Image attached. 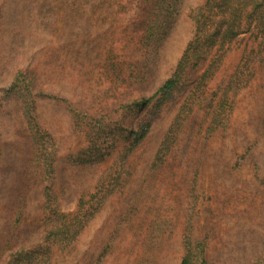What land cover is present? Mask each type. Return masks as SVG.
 <instances>
[{
	"label": "rangeland",
	"instance_id": "374dc122",
	"mask_svg": "<svg viewBox=\"0 0 264 264\" xmlns=\"http://www.w3.org/2000/svg\"><path fill=\"white\" fill-rule=\"evenodd\" d=\"M110 1L0 0V264L11 251L38 246L45 230L41 185L27 174L32 147L21 117V104L16 99H5L4 91L18 73H25L31 80L38 121L59 145L53 194L60 212L73 213L81 196L88 200L97 177L96 170L65 166L67 157L85 146L83 137L72 128L73 113L114 117L113 106L128 97L105 68L120 62L121 44L134 30L127 16L109 14ZM200 3L202 0H183L180 16L158 54L145 96L172 71L190 38L191 24L186 12ZM247 43L251 42L239 39L230 48L224 58L223 74L239 65L241 55L250 50L245 48ZM262 58L252 85L237 96L227 130L216 132L204 144V113L200 111L187 120L170 155L175 163V178L155 183L159 196L164 187L170 188L168 193L172 190L164 200L169 205L177 204L180 223L187 209L186 193L194 185L192 236L197 240L206 238L210 264H250L264 248ZM201 72H195L192 79ZM179 104L162 111L137 147L131 157L136 171L129 184L107 199L73 246L54 249L52 264L179 263L180 227L170 248L150 262L151 256L143 249L136 255L135 240L124 222L131 203L145 198V193L139 196L137 191ZM148 110L124 118L123 124L135 128ZM21 201L23 215L15 229L8 221ZM105 250L108 251L102 255L103 260L98 262Z\"/></svg>",
	"mask_w": 264,
	"mask_h": 264
},
{
	"label": "trees",
	"instance_id": "16d2710c",
	"mask_svg": "<svg viewBox=\"0 0 264 264\" xmlns=\"http://www.w3.org/2000/svg\"><path fill=\"white\" fill-rule=\"evenodd\" d=\"M109 3V14L127 16L134 30L121 44L120 62L105 68L128 97L113 106L114 117L94 118L73 113L72 128L83 137L85 146L68 156L65 166L97 173L93 192L87 201L84 196L79 198L73 213L60 212L53 194L59 145L38 121L31 80L25 73H18L4 91L5 99H16L21 104V117L32 147L27 174L41 185L45 230L38 246L11 251L2 264H52L54 249L67 250L73 246L107 199L123 191L132 180L136 165L131 157L162 111L178 102V111L137 191L139 196L145 193V198L131 203L124 222L135 240L136 255L143 249L151 256L150 262L155 260V255L170 248L180 227L182 255L178 264H210L206 238L197 240L192 236L196 205L194 185L191 184L186 193L187 209L180 223L177 204L169 205L164 200L170 188L164 187L159 196L155 183L175 178V163L170 155L187 120L200 111L204 113V144L216 132L229 127L237 96L252 85L264 56V0H202L188 9L190 38L172 71L149 96L145 95L158 54L180 16L183 0H111ZM239 39L251 42L245 47L250 50L244 51L239 65L225 75L224 58ZM113 47L116 42L110 52L114 51ZM199 70L201 74L193 80V74ZM146 109H149L147 116L135 128L123 124L124 118ZM262 125L264 127V117ZM23 205L21 201L11 211L8 222L15 229L21 222ZM106 251L99 255L98 262L103 260L101 257ZM250 264H264V248Z\"/></svg>",
	"mask_w": 264,
	"mask_h": 264
}]
</instances>
